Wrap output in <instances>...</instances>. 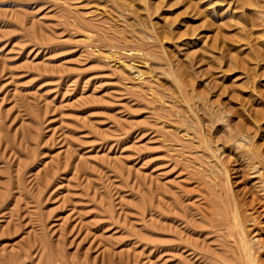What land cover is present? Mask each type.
<instances>
[{
    "label": "rangeland",
    "instance_id": "374dc122",
    "mask_svg": "<svg viewBox=\"0 0 264 264\" xmlns=\"http://www.w3.org/2000/svg\"><path fill=\"white\" fill-rule=\"evenodd\" d=\"M0 264H264V0H0Z\"/></svg>",
    "mask_w": 264,
    "mask_h": 264
},
{
    "label": "bare ground",
    "instance_id": "6f19581e",
    "mask_svg": "<svg viewBox=\"0 0 264 264\" xmlns=\"http://www.w3.org/2000/svg\"><path fill=\"white\" fill-rule=\"evenodd\" d=\"M127 72H128V71H127ZM129 74H130V73H129ZM216 216H217V215H216ZM257 219H258V218H257ZM223 220H224V219H223ZM255 223H256V221H255ZM257 223H258V222H257ZM232 225H233V224H232ZM238 226H239V225H238ZM249 226H250V224H249ZM249 226H248V227H249ZM251 228H252V227H251ZM254 228H255V227H254ZM249 230H250V229H249ZM257 231H258V230H257ZM259 231H260V230H259ZM255 232H256V231H255ZM237 233H238V232H237ZM239 233H240V232H239ZM251 234H252V233H251ZM251 234H250V235H251ZM259 235H260V234H259ZM255 236H256V235H255ZM255 236H254V238H255ZM257 236H258V235H257ZM237 237H238V236H237ZM248 238H249V237H248ZM260 238H261V237H260ZM256 239L258 240V237H256L254 240L256 241ZM238 240H239V239H238ZM260 240H261V239H260ZM259 243H260V241H258V244H259ZM253 244H254V243H253ZM254 245H255V244H254ZM259 245H260V244H259ZM240 246H241V245H240ZM191 247H192V246H191ZM255 247H257V246H255ZM254 251H255V250H254ZM258 251H259V250H258ZM254 254H255V253H254ZM254 254H253V255H254ZM259 254H260V253H259ZM260 256H261V255H260ZM260 259H261V258H260ZM260 259H259V260H260ZM250 260H251V259H250ZM260 261L262 262V259H261ZM260 261H259V262H260ZM253 262H254V261H253Z\"/></svg>",
    "mask_w": 264,
    "mask_h": 264
}]
</instances>
